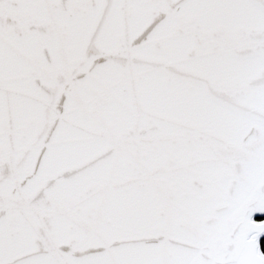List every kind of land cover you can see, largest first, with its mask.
Instances as JSON below:
<instances>
[{
  "label": "snow or ice",
  "instance_id": "6c2138e0",
  "mask_svg": "<svg viewBox=\"0 0 264 264\" xmlns=\"http://www.w3.org/2000/svg\"><path fill=\"white\" fill-rule=\"evenodd\" d=\"M0 264H264V0H0Z\"/></svg>",
  "mask_w": 264,
  "mask_h": 264
}]
</instances>
